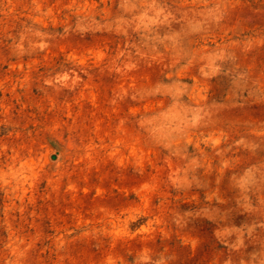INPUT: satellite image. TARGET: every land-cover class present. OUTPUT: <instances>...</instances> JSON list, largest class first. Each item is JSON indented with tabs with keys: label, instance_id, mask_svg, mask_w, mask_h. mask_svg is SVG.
Masks as SVG:
<instances>
[{
	"label": "rangeland",
	"instance_id": "obj_1",
	"mask_svg": "<svg viewBox=\"0 0 264 264\" xmlns=\"http://www.w3.org/2000/svg\"><path fill=\"white\" fill-rule=\"evenodd\" d=\"M0 264H264V0H0Z\"/></svg>",
	"mask_w": 264,
	"mask_h": 264
}]
</instances>
